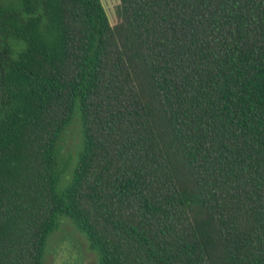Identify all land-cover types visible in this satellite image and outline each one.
I'll list each match as a JSON object with an SVG mask.
<instances>
[{"label":"trees","instance_id":"1","mask_svg":"<svg viewBox=\"0 0 264 264\" xmlns=\"http://www.w3.org/2000/svg\"><path fill=\"white\" fill-rule=\"evenodd\" d=\"M115 15L0 0V264H44L61 217L97 264H264V0Z\"/></svg>","mask_w":264,"mask_h":264},{"label":"rangeland","instance_id":"2","mask_svg":"<svg viewBox=\"0 0 264 264\" xmlns=\"http://www.w3.org/2000/svg\"><path fill=\"white\" fill-rule=\"evenodd\" d=\"M100 1L110 24L115 25L117 23L115 7L118 0ZM78 149L79 127L74 121L63 137V155L73 159ZM63 186L64 182L61 184V187ZM44 264H97V258L96 253L89 248L87 240L77 231L72 221L61 217L58 228L47 238Z\"/></svg>","mask_w":264,"mask_h":264}]
</instances>
